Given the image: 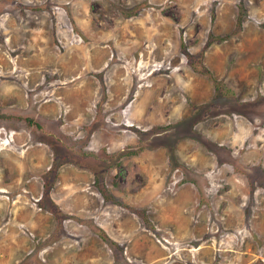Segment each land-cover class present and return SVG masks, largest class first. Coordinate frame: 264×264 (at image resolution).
Here are the masks:
<instances>
[{"label": "rangeland", "instance_id": "obj_1", "mask_svg": "<svg viewBox=\"0 0 264 264\" xmlns=\"http://www.w3.org/2000/svg\"><path fill=\"white\" fill-rule=\"evenodd\" d=\"M262 181L264 0H0V264H264Z\"/></svg>", "mask_w": 264, "mask_h": 264}, {"label": "trees", "instance_id": "obj_2", "mask_svg": "<svg viewBox=\"0 0 264 264\" xmlns=\"http://www.w3.org/2000/svg\"><path fill=\"white\" fill-rule=\"evenodd\" d=\"M213 37L210 35V39H212ZM210 42V44L209 45H211V43H212V40L211 41H209ZM208 44L206 45L207 47L209 46ZM205 46V47H206ZM204 47V48H205ZM206 47V48H207ZM200 57H202V55H199L198 57H196V58H200ZM202 61L199 59V64L201 63ZM200 66V65H199ZM199 70H197V72H198ZM215 87H216V91L217 92H220V85L219 84H215ZM215 97V96H214ZM212 98V100H214V101H216L219 105H223L224 104V106L225 105H227L226 106V108H229V107H231L232 105H233V108H236L237 110H239L240 108H242L241 107V105H238L237 103H236V100H235V98H232V97H223V99H221L222 98V94H219V97H215V98ZM246 108H249V107H252V108H255V106L254 105H252V104H248V106H247V104H243ZM223 106V108L224 109H226L225 107ZM247 110V109H246ZM249 112V111H248ZM251 113V112H250ZM3 117V116H2ZM34 118V117H33ZM25 121L28 123V125H34V126H37V128L38 129H40L41 128V125L35 120V119H32L30 116H27L26 118H25ZM173 128V126H166V127H163V128H161L160 130L162 131V133L161 134H159V133H155V134H153L154 135V137L155 136H157L158 137V135H166L167 134V132L169 131V129H172ZM41 133H43V131H44V127L42 126V128L39 130ZM40 133V134H41ZM32 134H34L33 132H32ZM157 140L159 141V137L157 138ZM57 143H58V145L59 146H57ZM60 143H61V140L60 139H57L55 142H54V146L53 147H51L52 148V150H54V149H56L57 148V150H58V152H56L55 153V156H54V158H55V160H54V168L56 169L59 165H64L65 163H67L69 160H68V157L70 158V157H73L72 156V154H71V152L73 151V149H75V150H77V153L79 154V156H85L84 154H90V153H86V152H83V153H81V150L82 149H80L79 151H78V149H77V147H72V148H64V145L62 144V145H60ZM170 145V143H165L164 144V146H165V148L166 149H170V151L171 150H173L176 146L175 145H172L171 147L169 146ZM140 151V150H139ZM171 156H173V155H171ZM171 159H172V157H171ZM64 160H66V161H64ZM79 161H83V162H85L86 163V161H84V159H81V160H79ZM78 161V162H79ZM82 162V163H83ZM69 164V163H68ZM45 178V181H44V198L42 199V200H40V202H39V206H40V208H45V210H47V211H49V212H51V213H55V211H56V208L53 206V203H52V201H51V199H50V191H51V186H50V184H49V179H48V177H47V175L44 177ZM113 183L116 185V183H117V180H118V175L115 173L114 175H113ZM262 186H264V181H262L261 183H260ZM97 186L99 187V192L102 194V196H103V198L105 199V200H109V199H111V194H109V191L106 189V187H105V185L103 184V181H102V183L99 185V181H97ZM44 199H46L48 202H50V203H48V206H46L42 201L44 200ZM111 201L113 202V200L111 199ZM51 205V206H50ZM53 209H54V211H53ZM142 217L145 219V216H143L142 215ZM145 221H147V220H145Z\"/></svg>", "mask_w": 264, "mask_h": 264}, {"label": "bare ground", "instance_id": "obj_3", "mask_svg": "<svg viewBox=\"0 0 264 264\" xmlns=\"http://www.w3.org/2000/svg\"><path fill=\"white\" fill-rule=\"evenodd\" d=\"M5 217V216H4ZM2 222H4V221H2Z\"/></svg>", "mask_w": 264, "mask_h": 264}]
</instances>
